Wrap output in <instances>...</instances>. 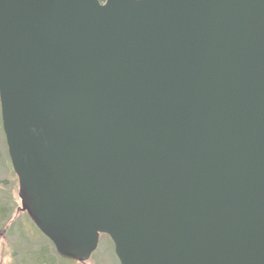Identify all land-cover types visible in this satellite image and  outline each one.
Listing matches in <instances>:
<instances>
[{"label": "water", "instance_id": "95a60500", "mask_svg": "<svg viewBox=\"0 0 264 264\" xmlns=\"http://www.w3.org/2000/svg\"><path fill=\"white\" fill-rule=\"evenodd\" d=\"M0 120L59 258L264 264V0H0Z\"/></svg>", "mask_w": 264, "mask_h": 264}, {"label": "rangeland", "instance_id": "374dc122", "mask_svg": "<svg viewBox=\"0 0 264 264\" xmlns=\"http://www.w3.org/2000/svg\"><path fill=\"white\" fill-rule=\"evenodd\" d=\"M20 207L0 120V264H78L59 258ZM84 264H119L108 237H99L96 250Z\"/></svg>", "mask_w": 264, "mask_h": 264}, {"label": "trees", "instance_id": "16d2710c", "mask_svg": "<svg viewBox=\"0 0 264 264\" xmlns=\"http://www.w3.org/2000/svg\"><path fill=\"white\" fill-rule=\"evenodd\" d=\"M101 3H103L104 2V0H99ZM39 264H41V262H39Z\"/></svg>", "mask_w": 264, "mask_h": 264}, {"label": "flooded vegetation", "instance_id": "af4514ba", "mask_svg": "<svg viewBox=\"0 0 264 264\" xmlns=\"http://www.w3.org/2000/svg\"><path fill=\"white\" fill-rule=\"evenodd\" d=\"M22 213V212H21ZM26 214V213H25Z\"/></svg>", "mask_w": 264, "mask_h": 264}]
</instances>
